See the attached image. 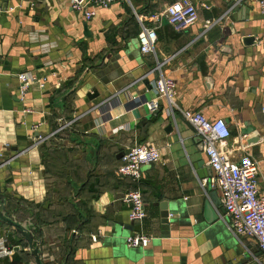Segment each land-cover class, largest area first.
Instances as JSON below:
<instances>
[{
  "label": "crops",
  "instance_id": "crops-1",
  "mask_svg": "<svg viewBox=\"0 0 264 264\" xmlns=\"http://www.w3.org/2000/svg\"><path fill=\"white\" fill-rule=\"evenodd\" d=\"M176 1L129 0L95 8L87 20L69 0H0V163L13 157L0 170L1 197L9 213L16 209L19 220L38 225L44 264H227L246 254L264 264L256 241L235 236L225 212L206 222L215 192L223 210L221 192L205 185L215 173L192 126L178 111L170 116L166 103L154 114L141 106L156 98L160 64L176 82L182 109L226 120L232 159L258 162L264 195L262 0H192L200 22L179 32L163 19L156 55H143L139 18L152 26L149 17ZM206 20L219 23L204 33ZM241 32L258 44L245 47ZM24 72L46 84H33L22 101L17 76ZM94 91L99 96L91 100ZM247 121L262 136L250 146L241 134ZM141 144L158 147L161 161L145 166L136 185L151 244L130 248L125 238L139 224L131 223L123 198L135 183L117 170L122 155ZM164 201L174 213L169 224L161 218ZM2 241L14 255L0 264L34 261L19 233L0 223Z\"/></svg>",
  "mask_w": 264,
  "mask_h": 264
},
{
  "label": "built area",
  "instance_id": "built-area-1",
  "mask_svg": "<svg viewBox=\"0 0 264 264\" xmlns=\"http://www.w3.org/2000/svg\"><path fill=\"white\" fill-rule=\"evenodd\" d=\"M69 2L75 11L83 12L85 18L91 20L96 15L95 8H108L114 4L127 3L129 0H69ZM260 8L264 16V0L261 1ZM139 19L142 22V30L138 37L141 53L156 55L157 32L163 19L180 32L195 27L200 22V15L192 0H178L168 5L162 12L152 14L149 17L152 26L144 25L143 17ZM218 23L217 20L204 21V33ZM45 46L48 47V44ZM161 67L160 64L157 67L160 76L154 86L156 98L153 101H143L141 106L147 107L149 112L154 114L160 110L162 103H166L170 116L175 118L178 111L192 126L202 142L208 165L215 173L205 185L221 192L222 207L229 221V229L237 237L255 240L264 259V195H260L259 192L258 162L251 155L243 156L240 161L235 162L228 151V140L231 139L232 132L226 120L223 118L211 120L200 111L182 109L178 104L176 82L173 78L164 75ZM17 77L22 101L26 99L33 84L40 83L42 88L46 84V81L39 82L25 72L18 74ZM103 125L104 122L99 126ZM160 161L159 148L148 144L131 147L121 159L117 173L135 183V187L127 191L123 198L124 203L129 207V218L133 224L141 225L147 217L142 191L136 186L143 178V168L158 164ZM92 240L97 241L98 235H93ZM125 241L130 248H147L152 238L142 232H136L126 237ZM13 255L14 250L5 247V241H2L0 259Z\"/></svg>",
  "mask_w": 264,
  "mask_h": 264
},
{
  "label": "water",
  "instance_id": "water-1",
  "mask_svg": "<svg viewBox=\"0 0 264 264\" xmlns=\"http://www.w3.org/2000/svg\"><path fill=\"white\" fill-rule=\"evenodd\" d=\"M235 2H232L230 7L232 8L234 6ZM235 8V13L232 15L233 19L235 21L237 20V13L239 12V9L237 7ZM233 8V9H234ZM230 13V12H229ZM227 13V15L229 14ZM226 15V16H227ZM247 19H243L242 21H246ZM232 28V25H230ZM85 35L87 37H92V33L89 32V28L87 25H85ZM242 36V43L245 47L255 46L258 44L257 37L252 35L251 33H243L241 32ZM74 92V89H72L66 96H69L71 93ZM99 96L97 91H94L93 94H88L89 99L93 100ZM248 120V119H247ZM166 131L172 132L173 131V124H169ZM255 129L250 125L249 121L245 122L244 128L241 131L242 136H247L246 139L243 141L244 146H250L252 144H255L257 142L262 141V136L255 134ZM252 134H255L254 137H251ZM16 152L17 149H15ZM19 154V153H18ZM123 156V155H122ZM13 157H9L5 159L3 162L0 163V170L5 167V163L11 160ZM7 161V162H6ZM201 165H203V161L200 162ZM215 197H218L217 192H215V195L212 197V204L206 203L205 205V220L209 224L216 223L220 219L221 212H224V210L221 209V203L218 202V200L215 199ZM161 209V218L162 222L164 224H169L170 222V216L174 213L170 209V204L166 201L161 202L160 204ZM0 222L5 223L8 227L14 229L19 233L21 238L26 242L29 250L30 256L33 258V262L30 264H44L43 263V252H42V245L43 240L39 237L36 238L35 231L38 228V225L34 223L32 218H28L26 220H19L17 215V210L14 211H8L7 207V201L2 199L1 193H0ZM132 231L141 233V225L137 226H130ZM252 257H257L256 255H244V258L241 259L238 263H232L228 262L227 264H258V263H250L252 261Z\"/></svg>",
  "mask_w": 264,
  "mask_h": 264
},
{
  "label": "trees",
  "instance_id": "trees-1",
  "mask_svg": "<svg viewBox=\"0 0 264 264\" xmlns=\"http://www.w3.org/2000/svg\"><path fill=\"white\" fill-rule=\"evenodd\" d=\"M0 193H1V190H0ZM1 196H2V193H1ZM1 223V225H4V226H6V227H8L5 223H2V222H0ZM10 228V227H9ZM21 237V236H20ZM38 238H39V236H38ZM23 243H24V245L26 246V247H28L27 246V244H26V242L23 240Z\"/></svg>",
  "mask_w": 264,
  "mask_h": 264
}]
</instances>
